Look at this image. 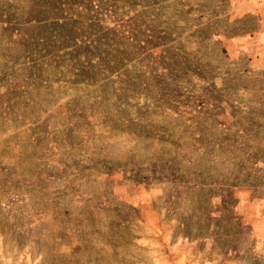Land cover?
I'll use <instances>...</instances> for the list:
<instances>
[{"label":"rangeland","instance_id":"obj_1","mask_svg":"<svg viewBox=\"0 0 264 264\" xmlns=\"http://www.w3.org/2000/svg\"><path fill=\"white\" fill-rule=\"evenodd\" d=\"M0 264H264V0H0Z\"/></svg>","mask_w":264,"mask_h":264}]
</instances>
